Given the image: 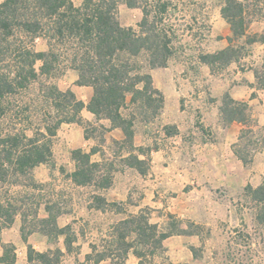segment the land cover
<instances>
[{
    "label": "crops",
    "instance_id": "obj_1",
    "mask_svg": "<svg viewBox=\"0 0 264 264\" xmlns=\"http://www.w3.org/2000/svg\"><path fill=\"white\" fill-rule=\"evenodd\" d=\"M223 1L214 4L211 15L209 40L217 45L212 53L226 47L227 38L231 35L230 26L221 15ZM247 33L264 34V9L259 15L250 17L246 27ZM248 47L251 49L249 52L257 54L256 58L250 60L245 58L244 54L240 55L225 63L221 73L211 72L206 77H200L198 73L194 77L186 73L175 75L168 66L149 69L152 85L162 95L163 105L158 113H147L150 116L143 120H132L129 142L124 141L125 135L121 128L113 127L108 118L97 120L86 108L93 93L92 87L75 84L77 76L74 77L69 88L76 98L84 103L79 113L82 124L61 123L51 144L50 161L35 166L32 172L41 165L48 167L55 159L65 161L72 168H63L59 173L63 177L68 172L66 180L73 190L87 191V196L81 198L70 193L72 198L69 204L72 208H75V204H83L87 212H95L99 219L106 218L111 229L118 220L124 219L126 214L131 213V218L137 217L143 208L151 210L153 214L160 209L171 210L177 207L181 217L196 224H218L222 219L231 218V203L235 196L245 195L248 187L251 191L257 188L264 177V83L260 82L255 63L250 62L264 59V40H256L248 44ZM197 63L205 64L200 58ZM225 95L234 101L246 103V112L253 119L252 124L224 119L222 104ZM194 113H201L203 117L195 120ZM123 116L128 118L126 114ZM86 121L102 127L100 142L85 136L83 124ZM246 128L253 129L256 133L261 132L263 141L248 163H244L235 151V147L242 141L241 132ZM123 142L128 143V152H109L113 143L121 145ZM75 149L90 153V163H95L98 167L102 165L97 174L93 170L91 180L86 183L77 184L71 179V173L76 169L77 163L72 158V151ZM129 159L132 160L128 161ZM143 159L147 161V168L140 171L137 166ZM130 175L132 178L129 180ZM37 176L38 173L35 172L34 177ZM173 191L176 192L174 197H169ZM94 199L99 200V203H95ZM256 200L258 199L255 198ZM258 203L261 205L264 201ZM61 204L58 199L42 204V208L38 210V215L42 217L37 223L50 215L55 216V225L65 228V231H54V240H57L54 250L58 249L61 256L72 250L81 255L82 249L85 248L84 242L80 241L77 232L74 234L72 230L74 238L70 239L69 229L70 224L79 222V219L85 222V218L74 213L75 210L62 211ZM18 219L20 231L18 226H14V235L8 236L5 230L17 221V218L0 229V257L4 245L12 246L13 253L25 256L26 260L28 245L42 251L37 244L31 243L26 233L24 234L23 223ZM40 227L41 225L32 233L38 235L47 232ZM110 236L115 242V234ZM194 238L195 236H192V240ZM167 239L168 237L164 238L162 242L165 243ZM180 246L184 247L181 243ZM50 250L53 249L45 248L43 251ZM87 253L85 250L82 255ZM133 253L125 255L126 264H138V258L136 259ZM184 253L187 252L184 250ZM15 254L13 255L16 257ZM117 255H107L102 258V262L109 261L108 264H112ZM15 263L17 264L16 261ZM0 264L3 263L0 261Z\"/></svg>",
    "mask_w": 264,
    "mask_h": 264
},
{
    "label": "trees",
    "instance_id": "obj_2",
    "mask_svg": "<svg viewBox=\"0 0 264 264\" xmlns=\"http://www.w3.org/2000/svg\"><path fill=\"white\" fill-rule=\"evenodd\" d=\"M143 1L139 31L121 25L117 16L119 0H81L78 4L74 0L1 1L0 179L4 180L8 175H31L35 166L50 161L52 137L59 125L63 122H81L79 113L84 103L76 99L70 90L62 91L54 84H44L39 80V77L52 72L61 55L68 60V68L77 73L75 84L92 87L93 93L86 108L97 120L108 118L113 127L123 130L124 141H130V121L121 111L126 95L131 93L132 102L139 101L152 107L153 94H160L153 87L148 70L165 67L170 56V40L166 30L155 24L154 16L150 17L154 9L155 14L166 12L169 2L158 0L154 6L148 0ZM124 2L129 7H136L139 0ZM259 4L264 5V0H224L221 15L231 30L228 45L201 56V61L207 65L216 62L225 64L238 57L233 41L241 37H245L244 43L248 44L264 40V35L257 39L246 34L253 14L249 7ZM37 38L45 39L46 50H36L34 42ZM140 53L146 57L147 71L144 73L140 72L141 66L129 63L130 58ZM260 82L264 83V80ZM33 89L40 91L35 94L42 115L39 123L30 118V106L26 100L27 93ZM246 111V103L234 101L228 95L223 97L222 114L225 120L235 119L245 123L248 120ZM236 153L244 163L249 161L242 151L236 150ZM89 157L90 153L80 149L72 151V158L77 163L71 179L77 184L86 183L92 178L97 165L90 163ZM252 191L254 197L263 203L264 177L261 185ZM261 205L264 213V203ZM16 213L10 200L5 196L1 198L0 219L5 220L0 222V229L10 224ZM129 222L134 224L133 232L138 245L149 243L153 238L154 245H159L169 235L168 232L156 234V224L143 222L136 217L121 224ZM40 225L44 231H65V228L55 225V216L51 215L41 219ZM122 231L118 232L120 244L127 234ZM9 248V245L3 246L0 261L3 264H16L15 256L8 255ZM54 253L56 255H51L50 251H37L28 245V264H58L60 251L55 249ZM134 254L139 258L143 255L138 250ZM112 264H125V258L116 256Z\"/></svg>",
    "mask_w": 264,
    "mask_h": 264
},
{
    "label": "rangeland",
    "instance_id": "obj_3",
    "mask_svg": "<svg viewBox=\"0 0 264 264\" xmlns=\"http://www.w3.org/2000/svg\"><path fill=\"white\" fill-rule=\"evenodd\" d=\"M167 1L169 3L166 12L155 14L154 10L156 9H154L150 16L151 18L154 16L155 24L166 30V36L170 40L168 44L170 56L166 66L172 68V73H175V75L186 73L190 77L198 74L200 77H206L211 72L214 74L221 73L224 63L216 62L212 65L197 63L198 58L207 53H212L217 46L215 42L209 40V34L214 4L220 2V0ZM74 2L78 4L81 0H74ZM157 2L158 0H154L153 2L148 0V3L154 6ZM159 2L161 1L159 0ZM150 5L147 7L150 8ZM143 7V0H139L136 7H129L124 0H119L117 16L121 25L125 27L130 26L139 31V23L143 17ZM249 8L251 12L253 11V14L250 16L252 18L262 12L264 5L259 4L257 7L250 6ZM247 36L258 39L262 34L247 33ZM244 40L245 37L233 42L238 52V57L244 54L247 59L256 58L257 54L249 52L251 49H249L248 43H244ZM34 47L36 50H46L45 39L37 38L34 42ZM145 58L144 53H140L138 56L130 58L129 63L133 66H141L140 72L144 73L147 71ZM67 61L66 57L61 55L52 72L48 76L39 77V80L44 84H54L62 91L70 90V82L77 76V73L68 68L69 64ZM250 62L255 63L259 79L264 80V59ZM139 86H141V83H139ZM38 91L37 89L31 90V92L27 93L26 98L30 106V118L36 123H39V119H42V115H40L41 108L35 98V94ZM126 96L125 104L121 111L122 114L128 115L127 120L130 121V126L134 118L143 120L150 116L149 114L158 113L160 106L163 105L162 95L158 94L153 95L154 105L152 107L142 105L139 101L132 102L131 93H128ZM147 113L149 114L147 115ZM246 114L248 116L246 122L252 124L253 119L250 118L247 112ZM193 115L195 116V120H200L203 117L201 113H194ZM78 124H82V122ZM83 125L85 136L92 137L100 142L103 133L102 127L91 124L88 121ZM17 127L19 128L20 125H17ZM27 133L30 134V131H27ZM240 137L242 141L235 147V151H242L243 155L250 161L251 155L261 144L262 133H256L253 129L246 128L242 130ZM55 138L56 136L52 137V142ZM122 151H129L128 143L123 142L121 145L113 143V147L109 152L117 154ZM131 160L129 159L128 161ZM137 167L140 171H145L147 161L143 159ZM71 168L65 161L55 159L48 167L41 165L29 176L18 175L15 177L8 175L4 180L0 179V199L4 198V196L8 198L17 211V217L14 216L13 218V221L16 218L17 221L5 230L8 236L14 235V226H18L20 231V220L18 219L20 218L24 226V234H27L31 243L37 244L42 251L45 248L53 249L50 250V254L56 255L54 253V246H56L57 240H54V231L49 232L45 230L47 231L45 234L43 232L38 233V235L37 233H32V231L37 230L40 226L37 220L42 217L38 215V210L42 208V204L58 199L62 203L60 205L62 211L75 210L74 213H78L85 218V222L79 219V222L70 224L69 229L70 239L74 238L76 231L79 240L84 242L85 248L82 249L81 255H78V251L76 250L69 251L62 256L59 254L58 264H108L109 261L102 262L103 257L115 253L118 254L117 256H123L126 259L125 255L133 253L135 250L141 251L143 254L141 258L135 257L136 259L138 258V264L140 261L142 262L141 264H264V213L262 205H259L258 200L255 201V194L248 188H246L245 195L239 194L232 201V213H230L232 217L222 219L218 224H196L194 221L186 220L179 215L180 209H177V207L171 210L160 209L153 214L151 210L143 208L136 218H140L143 222L156 224V234L168 232L169 235L165 243L162 240L159 245H154L153 239L155 238L150 240L149 243L138 245L133 232L134 224L129 222L125 224L127 227H124V229L122 227L125 225L121 224L124 220L135 218H131V213L126 214L124 219L118 220L114 228L111 229V225H109L106 218L99 219V216L95 212H87L83 204H75V208H72L69 204L72 198L70 193H73L74 197L81 198L87 196V191L84 189L73 190L66 180L68 172L63 177L59 173L61 169L70 170ZM101 169L102 165L100 167L96 166L94 169L95 174ZM35 172L38 173L37 177H34ZM131 178L132 176L130 175L129 180ZM138 182L142 183L141 180H138ZM175 193L173 191L169 194V197H174ZM94 202L98 204L99 200L94 199ZM2 220L5 219H0V222ZM121 229L123 230L122 232L127 234L120 244L118 232ZM71 230L74 231V234ZM110 230H112L111 233ZM112 234H115L117 238L115 242L110 236ZM192 236H195L194 240H192ZM180 243L184 245L183 248L180 246ZM10 244L12 245V243ZM19 244H21V240ZM85 250L88 253L83 256L82 252ZM184 250L187 253H184ZM13 254L15 253H13L11 246L8 250V255L10 257ZM15 259L17 264H27L26 257L23 255H16Z\"/></svg>",
    "mask_w": 264,
    "mask_h": 264
}]
</instances>
